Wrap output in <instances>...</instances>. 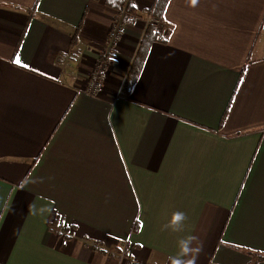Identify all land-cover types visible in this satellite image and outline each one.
Masks as SVG:
<instances>
[{"label": "crops", "instance_id": "obj_1", "mask_svg": "<svg viewBox=\"0 0 264 264\" xmlns=\"http://www.w3.org/2000/svg\"><path fill=\"white\" fill-rule=\"evenodd\" d=\"M123 1L0 0V264H264V0H168L124 91L133 0L91 95Z\"/></svg>", "mask_w": 264, "mask_h": 264}, {"label": "built area", "instance_id": "obj_2", "mask_svg": "<svg viewBox=\"0 0 264 264\" xmlns=\"http://www.w3.org/2000/svg\"><path fill=\"white\" fill-rule=\"evenodd\" d=\"M132 1L133 0H124L113 15L105 45L96 56L92 71L88 73L83 81L84 91L91 95H97L102 91L108 74L113 68L115 50L125 33L124 17L127 15L128 8ZM151 24H153L156 29L161 28V22L157 18H152Z\"/></svg>", "mask_w": 264, "mask_h": 264}, {"label": "clouds", "instance_id": "obj_3", "mask_svg": "<svg viewBox=\"0 0 264 264\" xmlns=\"http://www.w3.org/2000/svg\"><path fill=\"white\" fill-rule=\"evenodd\" d=\"M191 5L195 6L197 0H190ZM188 219L187 214L183 211H174L165 228H171L175 232L183 231L184 222ZM194 236H188L179 240V252L177 255L169 257L170 264H197L200 248L193 249ZM187 257V259H186Z\"/></svg>", "mask_w": 264, "mask_h": 264}, {"label": "trees", "instance_id": "obj_4", "mask_svg": "<svg viewBox=\"0 0 264 264\" xmlns=\"http://www.w3.org/2000/svg\"><path fill=\"white\" fill-rule=\"evenodd\" d=\"M168 0H156L155 6L153 8L152 17L159 19L160 15L165 9V6L167 4ZM155 26L153 24H149L147 28L145 29L144 35L142 37V40L140 42V45L135 53V56L133 58V61L129 67V70L126 75V79L123 85V90L127 91L129 87L134 83V81L137 79L138 74L141 70V67L143 65L148 47L151 43V41L155 38ZM264 258L260 254L259 258H256V261Z\"/></svg>", "mask_w": 264, "mask_h": 264}, {"label": "snow or ice", "instance_id": "obj_5", "mask_svg": "<svg viewBox=\"0 0 264 264\" xmlns=\"http://www.w3.org/2000/svg\"><path fill=\"white\" fill-rule=\"evenodd\" d=\"M15 63H20L19 59H17V60L15 61Z\"/></svg>", "mask_w": 264, "mask_h": 264}, {"label": "rangeland", "instance_id": "obj_6", "mask_svg": "<svg viewBox=\"0 0 264 264\" xmlns=\"http://www.w3.org/2000/svg\"><path fill=\"white\" fill-rule=\"evenodd\" d=\"M109 74H110V72H109ZM109 74H108V75H109Z\"/></svg>", "mask_w": 264, "mask_h": 264}]
</instances>
